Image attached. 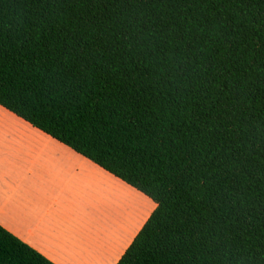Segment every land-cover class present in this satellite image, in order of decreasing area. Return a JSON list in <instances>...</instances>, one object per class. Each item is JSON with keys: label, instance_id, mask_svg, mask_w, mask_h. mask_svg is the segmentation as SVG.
<instances>
[{"label": "trees", "instance_id": "obj_1", "mask_svg": "<svg viewBox=\"0 0 264 264\" xmlns=\"http://www.w3.org/2000/svg\"><path fill=\"white\" fill-rule=\"evenodd\" d=\"M0 105L155 203L116 264H264V0H0Z\"/></svg>", "mask_w": 264, "mask_h": 264}, {"label": "crops", "instance_id": "obj_2", "mask_svg": "<svg viewBox=\"0 0 264 264\" xmlns=\"http://www.w3.org/2000/svg\"><path fill=\"white\" fill-rule=\"evenodd\" d=\"M150 200L0 105V225L53 263L116 264Z\"/></svg>", "mask_w": 264, "mask_h": 264}, {"label": "rangeland", "instance_id": "obj_3", "mask_svg": "<svg viewBox=\"0 0 264 264\" xmlns=\"http://www.w3.org/2000/svg\"><path fill=\"white\" fill-rule=\"evenodd\" d=\"M151 201V200H150ZM149 204V202L147 203V207H149L148 209H150V205H148ZM147 209V208H146ZM149 210H147L146 212H148Z\"/></svg>", "mask_w": 264, "mask_h": 264}]
</instances>
